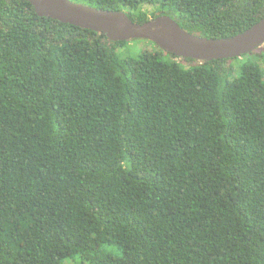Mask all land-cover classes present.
<instances>
[{"label": "trees", "instance_id": "1", "mask_svg": "<svg viewBox=\"0 0 264 264\" xmlns=\"http://www.w3.org/2000/svg\"><path fill=\"white\" fill-rule=\"evenodd\" d=\"M70 1L209 39L264 17V0ZM125 43L0 0V264H264L261 67L121 62Z\"/></svg>", "mask_w": 264, "mask_h": 264}, {"label": "water", "instance_id": "2", "mask_svg": "<svg viewBox=\"0 0 264 264\" xmlns=\"http://www.w3.org/2000/svg\"><path fill=\"white\" fill-rule=\"evenodd\" d=\"M21 1L30 3L41 18L103 34L114 43L148 40L160 50L180 60H232L251 54L264 46V17L236 36L209 39L184 31L167 16L136 24L124 12L97 9L70 0Z\"/></svg>", "mask_w": 264, "mask_h": 264}, {"label": "rangeland", "instance_id": "3", "mask_svg": "<svg viewBox=\"0 0 264 264\" xmlns=\"http://www.w3.org/2000/svg\"><path fill=\"white\" fill-rule=\"evenodd\" d=\"M143 10L151 14V10L149 8L144 7ZM144 51L156 53L159 51V48L153 42L148 40H132L126 42L124 45L117 46L115 53L118 59L123 62L131 58H137ZM258 53L262 56L248 54L247 56L244 55L245 57L238 58L239 60L232 61L235 69L238 71L236 75H238L240 67L243 66V64L250 62L258 64L261 67L264 75V46L258 50Z\"/></svg>", "mask_w": 264, "mask_h": 264}]
</instances>
